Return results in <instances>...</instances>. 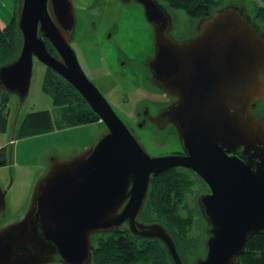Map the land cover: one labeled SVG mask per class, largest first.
<instances>
[{"label":"water","instance_id":"water-1","mask_svg":"<svg viewBox=\"0 0 264 264\" xmlns=\"http://www.w3.org/2000/svg\"><path fill=\"white\" fill-rule=\"evenodd\" d=\"M133 1L153 26L154 54L145 61L149 81L174 97L152 121L160 129L173 126L181 153H149L89 80L71 45L73 0H17L21 44L0 65V92L23 101L37 58L76 89L106 129L69 158L49 157L23 216L0 226V264H91V236L120 229L160 240L173 264H184L168 228L141 219L154 178L176 167L207 188L197 198L206 253L192 264H239L246 241L264 234V119L254 110L264 98V31L243 10L226 5L177 40L158 0ZM5 208L0 188V213Z\"/></svg>","mask_w":264,"mask_h":264},{"label":"rangeland","instance_id":"rangeland-1","mask_svg":"<svg viewBox=\"0 0 264 264\" xmlns=\"http://www.w3.org/2000/svg\"><path fill=\"white\" fill-rule=\"evenodd\" d=\"M158 1L171 16L177 38L192 30L194 19L186 11L171 7L165 0ZM259 3L264 5V0H259ZM73 4L77 24L71 45L84 72L117 115L129 126L135 127L134 112L147 89H153L151 92L154 99H166L146 83L142 76L143 59L152 49V32L142 7L134 1L125 3L122 0H73ZM248 14L254 15L249 7ZM12 16H16V10ZM255 22L264 31L263 21ZM118 47L122 53L116 59ZM118 59L126 62L120 64ZM45 71L46 66L34 58L26 98L21 101L16 94H9L6 110L2 113L6 114L7 125L0 131V147L5 146L8 161L0 165V188L5 190L6 203L5 211L0 213V226L23 216L33 185L47 167L50 156L55 154L63 159L69 158L95 142L106 129L100 119L73 126L62 123L61 108L53 104L51 96L42 88ZM42 110L50 112L53 129L24 137L17 136L23 118L29 113ZM256 112L264 119V98L257 103ZM137 133L148 152L153 155L170 152L178 144L174 131L169 129L154 131L147 126L144 130L137 129ZM177 170L185 174L188 184L176 203L178 213L184 218H190L191 224L184 233L176 228L172 234L185 264H192L206 253L203 244L206 222L199 211L197 198L207 188L198 176L181 167ZM142 218L147 222L161 221L152 209L147 210V201ZM98 238L99 235L94 234L93 243Z\"/></svg>","mask_w":264,"mask_h":264},{"label":"trees","instance_id":"trees-1","mask_svg":"<svg viewBox=\"0 0 264 264\" xmlns=\"http://www.w3.org/2000/svg\"><path fill=\"white\" fill-rule=\"evenodd\" d=\"M165 1L171 7L183 9L190 17L196 19L205 17L221 7L215 0ZM252 20H262L264 25V5L256 7ZM15 21L16 16H12L4 25L0 24V65L13 59L20 48L21 38ZM46 46L52 54L57 55L47 40ZM42 88L51 96L53 104L61 108L62 123L73 126L99 120L98 115L80 97L76 89L49 67H46ZM8 100L9 94L0 92V131L7 125L6 114L2 113L6 110ZM53 127L48 110L35 111L23 118L17 136L44 133ZM6 153L5 146L0 147V165L7 163ZM185 179L184 173L172 168L156 176L150 186L147 210L152 209L160 217L159 222L164 224L171 234L176 228L184 233L191 224L190 218H184L178 213L176 204L188 188ZM97 234L99 238L93 243L91 264H173L165 246L158 239L136 238L124 230ZM175 247L185 264L176 244ZM239 264H264V234H254L246 241L245 250L239 256Z\"/></svg>","mask_w":264,"mask_h":264},{"label":"flooded vegetation","instance_id":"flooded-vegetation-1","mask_svg":"<svg viewBox=\"0 0 264 264\" xmlns=\"http://www.w3.org/2000/svg\"><path fill=\"white\" fill-rule=\"evenodd\" d=\"M131 1H133V0H131ZM192 18V17H191ZM200 18H202V17H200ZM200 18H198V19H196V18H192V19H194V27L192 28V30H190V31H187V32H185V34H183V36L182 37H179V38H177L176 36H175V32H174V30H173V23H172V26H171V30H170V33H171V35L175 38V39H177V40H182V39H186V38H188V37H190L191 35H192V33H193V31H194V28H195V25H196V23H197V21L200 19ZM149 24V23H148ZM150 25V30H151V32H153V26L151 25V24H149ZM151 36H152V34H151ZM117 52H118V54H117V56H116V59L120 56L121 57V55H120V53H122V51H121V49L118 47L117 48ZM153 54H154V44H153V39H152V49H151V51L149 52V54H147L146 55V57L143 59V71H142V76H143V78H144V80L146 81V83H149L151 86H153L156 90H157V92H159L161 95H163L164 97H166V99L164 100V98H162V99H159V100H157V99H154L153 98V96H152V92H151V90H153V89H147L146 91H145V93L143 94V96H142V99H141V104L139 105V107H138V109L137 110H135V112H134V114H135V117H136V122H135V127H133V126H129L127 123V125L131 128V130L138 136V133H137V129H140V128H142L143 130L148 126V128H151L152 130H154V131H158V130H160V128H158V126H157V124L155 123V122H153L152 121V117H154L157 113H158V111L161 109V108H163V107H165V106H167L168 104H170L173 100H174V97L173 96H170V95H167V94H165V93H163L158 87H156V86H154L150 81H149V78H150V76H151V72H150V70H149V68H147L146 67V65H145V61H146V59L148 58V57H151V56H153ZM119 55V56H118ZM118 62L120 63V64H124L126 61H124L123 59H118ZM146 73V74H145ZM151 92V93H150ZM140 103V102H139ZM255 109V112H256V107H254ZM257 113V112H256ZM260 115V114H259ZM163 129H169V130H171V131H174V134H175V136H176V140H177V134H176V132H175V130H174V128H173V126L172 125H170V124H167ZM139 137V136H138ZM140 139V138H139ZM177 142H178V140H177ZM168 153H175V154H179V153H181V147H180V144H179V142H178V144L175 146V148L173 149V150H171L170 152H167V153H164V154H168ZM159 155H163V154H159ZM179 167H176V169H178ZM181 168H184V167H181ZM172 169V168H171ZM184 169H186V168H184ZM187 170V169H186ZM187 171H189V170H187ZM190 172V171H189ZM194 175V174H193ZM158 176V175H157ZM155 179V178H154ZM149 191H150V188H149ZM149 191H148V194H149ZM147 198H148V195H147ZM146 201H147V199H146ZM146 201H145V204H146ZM145 204H144V206H145ZM144 209V208H143ZM142 214H143V210H142V213H141V219L143 220V218H142ZM143 221H145V220H143ZM145 222H147V221H145ZM120 230H123V229H120ZM117 231V230H116ZM125 231V230H124ZM112 232H115V231H112ZM127 232V231H126ZM129 233V232H128ZM130 234V233H129ZM132 235V234H131ZM173 237V236H172ZM174 240V239H173ZM175 242V241H174Z\"/></svg>","mask_w":264,"mask_h":264},{"label":"crops","instance_id":"crops-1","mask_svg":"<svg viewBox=\"0 0 264 264\" xmlns=\"http://www.w3.org/2000/svg\"><path fill=\"white\" fill-rule=\"evenodd\" d=\"M220 6L234 5L244 13L248 14V7L251 8V11L254 12L256 7L261 5L259 0H215ZM17 0H0V24H5L12 17L14 10L16 9ZM252 14V13H251ZM249 15V14H248ZM251 18L254 15H249ZM172 19V18H171ZM59 263V262H54ZM61 264V263H60Z\"/></svg>","mask_w":264,"mask_h":264}]
</instances>
